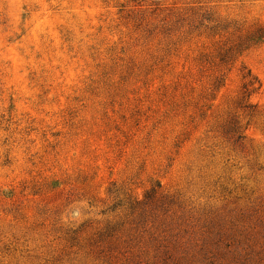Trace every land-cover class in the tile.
Masks as SVG:
<instances>
[{
    "label": "rangeland",
    "instance_id": "1",
    "mask_svg": "<svg viewBox=\"0 0 264 264\" xmlns=\"http://www.w3.org/2000/svg\"><path fill=\"white\" fill-rule=\"evenodd\" d=\"M262 25L264 0H0V264H264V43L237 50Z\"/></svg>",
    "mask_w": 264,
    "mask_h": 264
},
{
    "label": "trees",
    "instance_id": "2",
    "mask_svg": "<svg viewBox=\"0 0 264 264\" xmlns=\"http://www.w3.org/2000/svg\"><path fill=\"white\" fill-rule=\"evenodd\" d=\"M264 43V25L262 26H257L256 28L250 30L247 32L246 35L240 37L239 39V44L237 46V50L239 51H244L252 46H256V45H261ZM251 83L248 85L246 84V88L247 86H250ZM256 91V89H252L251 91H249V96L254 93ZM153 192H155L153 190ZM241 251H235L234 252V256H239L241 257ZM248 256H251L253 253H246ZM247 264H254L257 263L256 260H254L253 258H246ZM245 264V263H242Z\"/></svg>",
    "mask_w": 264,
    "mask_h": 264
}]
</instances>
